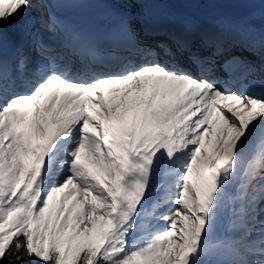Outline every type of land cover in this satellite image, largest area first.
Returning a JSON list of instances; mask_svg holds the SVG:
<instances>
[{"label":"snow or ice","instance_id":"6c2138e0","mask_svg":"<svg viewBox=\"0 0 264 264\" xmlns=\"http://www.w3.org/2000/svg\"><path fill=\"white\" fill-rule=\"evenodd\" d=\"M0 264H264V0H0Z\"/></svg>","mask_w":264,"mask_h":264},{"label":"rangeland","instance_id":"374dc122","mask_svg":"<svg viewBox=\"0 0 264 264\" xmlns=\"http://www.w3.org/2000/svg\"><path fill=\"white\" fill-rule=\"evenodd\" d=\"M189 8H190V10H191L192 8H193V10H198V9H202V6H201V7L190 6Z\"/></svg>","mask_w":264,"mask_h":264}]
</instances>
